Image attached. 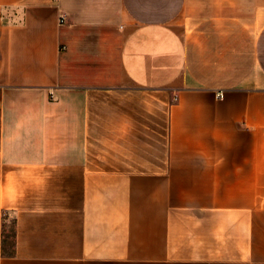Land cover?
<instances>
[{
  "label": "crops",
  "instance_id": "1",
  "mask_svg": "<svg viewBox=\"0 0 264 264\" xmlns=\"http://www.w3.org/2000/svg\"><path fill=\"white\" fill-rule=\"evenodd\" d=\"M0 264H264V0H0Z\"/></svg>",
  "mask_w": 264,
  "mask_h": 264
},
{
  "label": "trees",
  "instance_id": "2",
  "mask_svg": "<svg viewBox=\"0 0 264 264\" xmlns=\"http://www.w3.org/2000/svg\"><path fill=\"white\" fill-rule=\"evenodd\" d=\"M13 235H14L13 232H9L8 234H5V238H6V237H13ZM11 244H12V243H11ZM11 247H12V246H11Z\"/></svg>",
  "mask_w": 264,
  "mask_h": 264
},
{
  "label": "built area",
  "instance_id": "3",
  "mask_svg": "<svg viewBox=\"0 0 264 264\" xmlns=\"http://www.w3.org/2000/svg\"><path fill=\"white\" fill-rule=\"evenodd\" d=\"M64 21V17H60V22Z\"/></svg>",
  "mask_w": 264,
  "mask_h": 264
}]
</instances>
